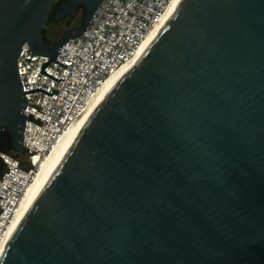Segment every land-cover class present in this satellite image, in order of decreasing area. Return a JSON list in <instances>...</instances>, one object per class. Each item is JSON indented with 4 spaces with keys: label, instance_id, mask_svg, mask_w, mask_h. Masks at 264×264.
<instances>
[{
    "label": "water",
    "instance_id": "95a60500",
    "mask_svg": "<svg viewBox=\"0 0 264 264\" xmlns=\"http://www.w3.org/2000/svg\"><path fill=\"white\" fill-rule=\"evenodd\" d=\"M0 0V131L22 152L25 45L103 0ZM0 264H264V0H181L36 195Z\"/></svg>",
    "mask_w": 264,
    "mask_h": 264
},
{
    "label": "built area",
    "instance_id": "2783aa9c",
    "mask_svg": "<svg viewBox=\"0 0 264 264\" xmlns=\"http://www.w3.org/2000/svg\"><path fill=\"white\" fill-rule=\"evenodd\" d=\"M173 0H103L85 34L68 41L57 61L34 54L28 45L18 59L26 93V126L20 154L0 150V254L28 187L45 158L66 131L88 110L107 79L137 55L146 38L160 27Z\"/></svg>",
    "mask_w": 264,
    "mask_h": 264
},
{
    "label": "bare ground",
    "instance_id": "6f19581e",
    "mask_svg": "<svg viewBox=\"0 0 264 264\" xmlns=\"http://www.w3.org/2000/svg\"><path fill=\"white\" fill-rule=\"evenodd\" d=\"M181 0H173L171 3L165 19L160 27H158L154 32H152L146 40L141 45L140 49L138 50V53L136 57L129 63L125 64L118 72L111 75L107 81L103 84V86L100 88V90L97 92V94L92 99L90 106L87 110V112L76 122L74 123L62 136V138L58 141V143L54 146V148L51 150V152L42 159L41 165L39 168V172L35 176V179L33 183L28 187L24 200L21 203L20 210L18 211L16 218L14 219L12 226L10 228L11 235L14 232L15 228L19 224L20 220L23 218L24 214L32 204L33 200L35 199L36 195L39 193L41 188L44 186V184L47 182V180L50 178V176L53 174V172L56 170V168L61 163L62 159L66 155L68 149L70 148L72 142L76 138L77 134L79 133L80 129L86 122L87 118L91 114V112L96 108V106L99 104V102L106 96V94L109 92V90L116 84V82L127 72L129 68L134 66L140 57L144 54V52L147 50L151 42L154 40L158 32L161 30L163 25L166 23L168 18L171 16V14L174 12V10L177 8L178 4ZM10 235V236H11ZM10 238V237H9ZM1 255V254H0Z\"/></svg>",
    "mask_w": 264,
    "mask_h": 264
},
{
    "label": "rangeland",
    "instance_id": "374dc122",
    "mask_svg": "<svg viewBox=\"0 0 264 264\" xmlns=\"http://www.w3.org/2000/svg\"><path fill=\"white\" fill-rule=\"evenodd\" d=\"M61 1L62 0H56L55 1L53 9H52V11L50 13V16L48 18V22H47L45 28L43 29L44 34L47 33V32L49 33V31H53L54 32V35H55L54 39H53L54 41L58 40L61 37V35L64 33V31H66L68 28L72 27L71 24L59 25L56 22H54V19H53L54 18V13L59 8ZM82 13H83V11L81 10L80 14L78 15V19H77L78 20V24H80L81 21H82ZM19 156L21 157L22 160H25V158H26L24 153L20 154Z\"/></svg>",
    "mask_w": 264,
    "mask_h": 264
},
{
    "label": "trees",
    "instance_id": "16d2710c",
    "mask_svg": "<svg viewBox=\"0 0 264 264\" xmlns=\"http://www.w3.org/2000/svg\"><path fill=\"white\" fill-rule=\"evenodd\" d=\"M65 0H62L60 2V4L62 2H64ZM54 6V5H53ZM54 32L53 31H49V33H45L42 31V38L43 41L45 42V44L47 45H52L55 41L54 39ZM0 150L4 151V152H11V145H10V140H9V136L8 134H6L5 132H3L2 130L0 131Z\"/></svg>",
    "mask_w": 264,
    "mask_h": 264
},
{
    "label": "flooded vegetation",
    "instance_id": "af4514ba",
    "mask_svg": "<svg viewBox=\"0 0 264 264\" xmlns=\"http://www.w3.org/2000/svg\"><path fill=\"white\" fill-rule=\"evenodd\" d=\"M81 10L79 11V13L77 14L76 17L72 18V17H67L65 19H63L61 22L57 23L59 25H62V24H71V26H75L78 24V15L80 14Z\"/></svg>",
    "mask_w": 264,
    "mask_h": 264
}]
</instances>
